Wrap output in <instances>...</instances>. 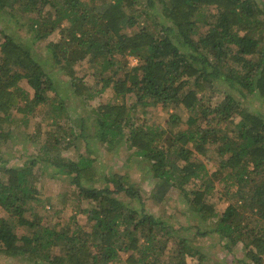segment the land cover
Segmentation results:
<instances>
[{
  "label": "trees",
  "instance_id": "16d2710c",
  "mask_svg": "<svg viewBox=\"0 0 264 264\" xmlns=\"http://www.w3.org/2000/svg\"><path fill=\"white\" fill-rule=\"evenodd\" d=\"M262 4L0 0V12L16 21L20 14L30 15L27 40L60 33L42 59L8 31L9 25L0 24V142L14 145L16 133L37 142L31 153L17 147L0 161V256L48 264H190L195 257L203 264L207 255L196 244L201 236L215 235L229 250L242 243L244 264H264V109L238 97L240 92L264 103ZM62 72L71 78L66 92H60L62 81L56 77ZM98 82V93L110 89L121 100L93 109L97 129L92 131L83 112L61 97L68 93L84 105L95 97ZM53 92L60 98L57 105ZM158 105L170 117L169 128L143 119ZM180 107L186 120L176 112ZM39 108L47 131L32 123ZM180 121L186 128L172 126ZM126 135L158 178L154 202L159 204L170 187L179 190L193 222L177 226L157 216L141 201L131 176L109 168L108 153ZM81 141V150L63 155ZM17 153L21 163L11 164ZM208 157L215 160V171L208 168ZM101 158L108 168L95 164ZM62 174L71 180L69 193L87 215V228L61 222L50 227L26 215L42 193L37 180ZM223 182L224 195L235 184L240 188L223 198L229 203L221 210L212 196ZM23 226L30 233L20 232Z\"/></svg>",
  "mask_w": 264,
  "mask_h": 264
},
{
  "label": "rangeland",
  "instance_id": "374dc122",
  "mask_svg": "<svg viewBox=\"0 0 264 264\" xmlns=\"http://www.w3.org/2000/svg\"><path fill=\"white\" fill-rule=\"evenodd\" d=\"M264 1V0H262ZM262 1L259 0V3L263 6ZM29 16L28 14H20L21 19L18 21L15 20V17H12L9 12H0V24L1 25H9L8 31L12 33L14 36L18 37L20 42L23 44L25 48H27L30 45L31 52L35 55L37 58H46L48 54V43L51 41H57L60 38V33L55 32L51 34L48 38L33 43L32 40H27L30 38V31H29ZM131 64L136 63L135 57H130ZM130 65V64H129ZM84 74L81 73V76ZM88 72L84 77H87ZM56 77L60 78L62 81V84L60 85V92H66L65 88H68L69 86L66 83L70 78V76L66 75L64 72L62 73H56ZM83 77V78H84ZM21 85L25 88H27L31 94H33V91L29 88V85L27 84L26 80L21 81ZM223 85L225 87H229L226 82H223ZM102 87V84L94 83V90L95 97L88 99V101L82 105L81 101L78 100L76 96L73 98H70V95L68 93L65 95V98L61 97V100L63 99L65 103L73 105L76 109H74L76 112L81 113L83 112V118L84 122L87 128H90L92 131H95L97 129V118L95 117L94 108L100 105L104 102H114V101H120L121 98H116L113 92L110 89L104 90L100 93H98L100 88ZM239 92V91H238ZM53 99L55 100V104L60 103V98L53 92L51 93ZM238 97H241L245 103L247 102V105L254 108L259 107L264 109V103L259 102L256 97H247L240 95V92L238 94ZM84 98V97H83ZM131 100H129L128 103H130ZM214 102V101H211ZM45 109H49L48 106L43 105ZM43 109V108H42ZM39 112H37L35 118L32 120V123L34 120L42 125L43 130L47 131L49 128L48 123L46 121L41 122L42 116H41V109H38ZM176 112L180 115L181 118L186 120L187 118V112L183 107L177 108ZM76 117V116H74ZM148 120V123L155 124V125H161L163 128H169L171 126V122L169 120V115L166 111L162 109V106L158 105L155 107H151L149 112L145 114V118ZM53 119H50L49 122H51ZM63 121V120H62ZM37 123V124H38ZM36 124V126H37ZM40 126V125H38ZM175 128H186L187 123L185 121H180L177 123L172 124ZM35 127V126H34ZM33 126H31V129ZM19 133H16L14 136V145L7 146L6 143L0 142V161L3 159H7L13 155V152H15L16 148L19 147L22 151L24 149H28L31 153L34 149V147L37 145V142H33L30 138L25 136V134L17 136ZM46 137V133L41 135V141H43ZM127 138H130V135H126L120 145L115 147L112 152L108 153L109 157V168L112 171H120L121 173H127L131 176V179L134 180L135 187H138V189L141 190L143 197L141 198V201L146 204V206L154 211V213L159 217H164L165 219H169L174 221L175 225L181 226L186 224L188 221L193 222L189 220V216L192 215L189 214V207L183 198V196L180 194L179 190H175V188H168L165 196L161 199L160 203L157 204L154 202L155 194H158V187H156L158 178L153 175V171L151 170L150 165H148L147 161H144L141 156L136 151L137 148L135 146H131L132 141L130 139L127 140ZM39 140V139H38ZM158 141L160 143H164V139L161 137L158 138ZM83 145V141L77 142L75 146H72V148L68 150H63V155L67 156L70 155V152L73 150H81ZM160 147L166 148V146L160 145ZM166 150V149H165ZM167 154L169 155V150L167 151ZM95 158L98 157L99 154H94ZM172 159L173 156L169 155ZM167 161V159H166ZM174 161V162H173ZM170 163L174 166V168L179 169L180 165L173 160ZM21 163L19 161V154L15 156V158H11V164L18 165ZM95 164L100 165L102 168H108V162L105 159H95ZM206 164L208 168L211 171H215L216 169V163L214 159H209V157L206 159ZM51 167V166H50ZM109 169V170H110ZM100 170V169H99ZM51 176V175H50ZM61 179H50L46 178L45 180H37L36 185L41 190V196H38V200L34 199L30 203V210L26 214L28 217L31 216V218H34L37 216V218L41 221L42 224L50 227H54L57 223L61 222L62 224L71 223L73 227L83 225L85 228H87L86 222H87V215L84 212H81L82 206L78 207L76 201L72 200V196L69 193L70 192V186H72L71 180L66 175L62 174ZM46 183V184H45ZM102 185V184H99ZM73 187V186H72ZM74 188V187H73ZM240 188L239 185L235 184L230 187V193L225 194L227 188L225 187V182L218 183L217 187L213 193L212 200L218 202V207L222 210L224 209L229 202H226L223 198L226 197L228 199L229 195L231 196L235 191H237ZM224 195V196H223ZM159 196V194H158ZM75 197V196H74ZM77 198V197H76ZM135 204L138 203V200L134 201ZM1 208V207H0ZM3 214L0 211V215ZM20 232L22 233H30V229L26 226L20 227ZM196 248L199 250H202L203 253H206L207 257L203 261V264H214L216 261L223 262L225 264H244L245 259V249L243 247L242 243H239L233 248L232 250L226 249L224 246V243L220 241L215 235L208 237L207 235L201 236V238L198 240L196 244ZM56 248L52 251L53 253H56ZM0 264H48L46 262H32L29 260H26L25 258H18V257H11V258H4L3 256H0ZM112 264H123L122 261L117 260V262H113ZM190 264H198V260L194 257L193 260L190 259ZM252 264V263H251Z\"/></svg>",
  "mask_w": 264,
  "mask_h": 264
}]
</instances>
